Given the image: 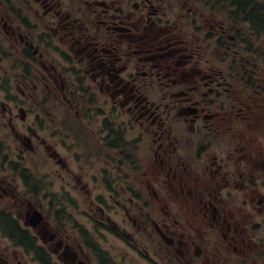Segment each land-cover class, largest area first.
<instances>
[{"label": "flooded vegetation", "instance_id": "obj_1", "mask_svg": "<svg viewBox=\"0 0 264 264\" xmlns=\"http://www.w3.org/2000/svg\"><path fill=\"white\" fill-rule=\"evenodd\" d=\"M0 264H264V60L201 0H0Z\"/></svg>", "mask_w": 264, "mask_h": 264}, {"label": "trees", "instance_id": "obj_2", "mask_svg": "<svg viewBox=\"0 0 264 264\" xmlns=\"http://www.w3.org/2000/svg\"><path fill=\"white\" fill-rule=\"evenodd\" d=\"M231 27L250 55L264 60V0H201Z\"/></svg>", "mask_w": 264, "mask_h": 264}]
</instances>
